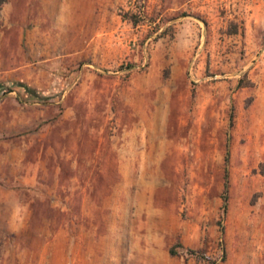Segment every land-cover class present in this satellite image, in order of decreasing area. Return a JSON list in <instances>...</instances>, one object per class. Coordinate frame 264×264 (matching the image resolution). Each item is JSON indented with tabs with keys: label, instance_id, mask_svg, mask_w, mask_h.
I'll use <instances>...</instances> for the list:
<instances>
[{
	"label": "rangeland",
	"instance_id": "1",
	"mask_svg": "<svg viewBox=\"0 0 264 264\" xmlns=\"http://www.w3.org/2000/svg\"><path fill=\"white\" fill-rule=\"evenodd\" d=\"M0 264H264V0H0Z\"/></svg>",
	"mask_w": 264,
	"mask_h": 264
},
{
	"label": "trees",
	"instance_id": "2",
	"mask_svg": "<svg viewBox=\"0 0 264 264\" xmlns=\"http://www.w3.org/2000/svg\"><path fill=\"white\" fill-rule=\"evenodd\" d=\"M129 18L134 23L138 22L134 16H131ZM225 177H226V182H225V189H224L223 200L225 202V209H226V204H227V201H228V180H227V178H228V171H226ZM181 246H182L181 243H177V247H181ZM171 254L172 255L178 254V250L176 249V247H174V248L171 249Z\"/></svg>",
	"mask_w": 264,
	"mask_h": 264
}]
</instances>
